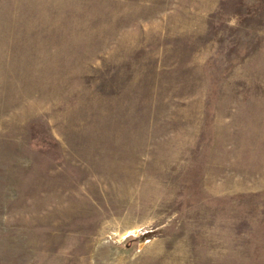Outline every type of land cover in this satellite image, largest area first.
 Returning a JSON list of instances; mask_svg holds the SVG:
<instances>
[{
	"label": "rangeland",
	"instance_id": "obj_1",
	"mask_svg": "<svg viewBox=\"0 0 264 264\" xmlns=\"http://www.w3.org/2000/svg\"><path fill=\"white\" fill-rule=\"evenodd\" d=\"M0 264H264V0H0Z\"/></svg>",
	"mask_w": 264,
	"mask_h": 264
}]
</instances>
